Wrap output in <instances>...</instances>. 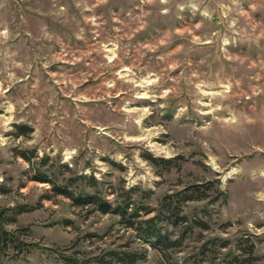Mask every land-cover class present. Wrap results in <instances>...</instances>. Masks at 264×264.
Returning a JSON list of instances; mask_svg holds the SVG:
<instances>
[{
    "label": "rangeland",
    "instance_id": "1",
    "mask_svg": "<svg viewBox=\"0 0 264 264\" xmlns=\"http://www.w3.org/2000/svg\"><path fill=\"white\" fill-rule=\"evenodd\" d=\"M37 169L155 207L209 182L178 202L205 225L162 253ZM4 231L0 264L93 262L109 248L141 250L132 264H209L250 241L264 264V0H0Z\"/></svg>",
    "mask_w": 264,
    "mask_h": 264
},
{
    "label": "trees",
    "instance_id": "2",
    "mask_svg": "<svg viewBox=\"0 0 264 264\" xmlns=\"http://www.w3.org/2000/svg\"><path fill=\"white\" fill-rule=\"evenodd\" d=\"M24 129L21 128L19 131L24 132ZM18 153L28 161L33 156H36L35 151L32 149L19 150ZM38 162L44 164L45 156H41ZM34 179L49 183L54 192L64 194L74 204H90L93 209L100 212L117 214L119 221L124 223L126 227L131 228L134 231V235L141 242L162 253L180 247L185 234L191 231L193 226L205 225L200 218H188L186 214L181 213L178 202L203 198L210 195L208 191L213 188L209 182L191 184L187 188L188 191L183 189L179 193L163 194L155 207L144 202L133 204V201L128 196H122L120 200L111 202L97 189L94 191H84L70 188L69 185H71L74 179L70 178L58 183L54 176L45 173L44 170L39 171L37 169L34 173ZM91 183L94 185L96 180L93 179ZM218 190V188H215V191ZM215 198L216 194L211 196V200H215ZM15 209L16 211L22 210L19 208ZM5 235H7L6 231L0 232L2 239H5ZM225 245L226 240L220 242V246ZM253 247L254 243L252 241L245 244V246L238 243L236 248L242 250V252H228L225 254V258L219 261H212L209 264H253V261L256 259V256L253 254ZM143 257L144 254L141 250L123 248H109L105 250L104 254L95 255L93 262H90V259L86 258L62 255L64 264H132ZM192 264L205 263L201 259L194 258L192 259Z\"/></svg>",
    "mask_w": 264,
    "mask_h": 264
}]
</instances>
